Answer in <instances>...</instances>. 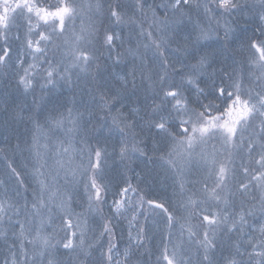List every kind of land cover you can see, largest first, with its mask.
Listing matches in <instances>:
<instances>
[{"label": "snow or ice", "instance_id": "snow-or-ice-1", "mask_svg": "<svg viewBox=\"0 0 264 264\" xmlns=\"http://www.w3.org/2000/svg\"><path fill=\"white\" fill-rule=\"evenodd\" d=\"M145 5L146 0H136L133 15L129 16L120 0L108 4L106 19L109 25L134 24L139 28V35L147 37V43L142 45L144 52L139 51V44L136 50H129L134 57L129 62L118 50L123 45L121 34L111 26H96L93 13L102 15L104 7L98 0H87L86 3L83 0L79 3L77 0H0V68H10L13 64L9 40H22L16 63L22 67L29 56L33 61L18 77V85L25 93L34 91L39 83L37 77L44 81L40 84L41 89L48 91L57 85L74 86V70H78L75 72L77 82L80 73L90 77L89 99L79 102L83 110L73 100L55 103L50 109L41 106L39 110H30L26 117L17 114L18 118L26 119L39 129V117L46 112L44 122L49 126L50 135L45 137L49 143L42 146L34 136L28 148L29 152L34 151L31 175L39 185V192L33 193L32 201L25 198L21 204L7 194L0 198V240L7 243L9 230L12 240L8 245L11 259L5 264H130L132 248L143 247L145 228L140 226L135 236L129 231L130 243L123 252L124 259H117L120 253L115 242V225L110 218L104 217L96 247L85 244L79 214L72 209L71 195L61 192L59 180L61 173L65 184L69 183V175L76 177L77 169L69 167L72 139L88 131L107 133L98 136L95 145L86 146V164L85 149H81L78 167L80 175L87 177L84 189L92 211H102L100 206L109 192V185L104 182V167L110 156L108 140L118 135L119 140L112 151L118 149L122 161L130 160L137 154L147 156L143 139L147 131L153 139L152 150L160 151L162 160L166 159L175 167L170 159L174 153L188 163L198 156L211 180V187L207 179L202 182L199 195L186 189L184 182L180 183L181 194L190 193L182 206L189 210L186 218L189 240L197 245L198 252L202 249L198 264H264V222L257 221L258 228L249 224V218L257 211L264 217V0L253 3L248 0H164L155 7L147 4L151 11L147 29L143 26L144 20H149ZM157 9L162 11L163 19L157 15ZM137 11L144 20L135 18ZM246 14H255L259 20L253 34L247 37L250 71L247 77L235 69L218 71L216 65L225 57L226 42L234 31L229 18ZM86 16L89 26L81 27L80 32L75 33V21H83ZM70 25L74 44L62 50L58 41L67 34ZM12 33L14 36H10ZM64 43L66 46L67 42ZM49 51L53 53L51 57ZM149 52L153 68L151 75L145 77L144 58ZM102 58L111 61V67L107 63L101 67ZM136 59L140 65L135 63ZM175 64L181 67L177 69ZM121 65L120 72L112 70ZM93 66L95 72L90 71ZM145 79L148 84L142 91ZM43 99L41 97V104ZM216 101L224 107L221 109ZM93 116L98 127L90 129L88 125ZM57 130L64 133L68 147L64 146V140L56 137ZM209 146L211 152L206 153ZM48 153L51 156L45 158ZM4 171L17 181L16 196H19V188L24 187L25 181L6 152ZM0 184L6 185V182L0 180ZM125 184L122 188L117 185L116 196L127 197L130 191L137 194L138 212L132 216V221H136L138 215H143L147 221L149 212L161 209L167 216L168 227L173 226L176 217L163 203L145 200L137 187L127 180ZM230 185H235V191ZM254 190L259 193L258 199L253 195ZM237 195L255 202L245 206L242 199L239 211H235ZM125 203L132 205L130 199L114 197L115 215L123 214L121 209ZM145 203L149 208L139 211ZM53 206L60 212L59 225L53 224ZM193 219L198 223H190ZM132 221L130 228L137 227ZM184 227L182 224L181 228ZM49 228L52 232L47 231ZM197 228L202 229V238ZM249 228L253 233L258 231L261 239L247 235L245 230ZM217 230L224 234L236 233L242 241L227 255L221 254L219 259L216 255L219 247ZM57 231L64 233L59 239L53 234ZM105 236L108 237L106 251L101 242ZM93 250L98 253L95 258L92 257ZM61 256L65 258L61 259ZM156 264H192V261L181 246L173 245L169 251L165 244Z\"/></svg>", "mask_w": 264, "mask_h": 264}, {"label": "trees", "instance_id": "trees-1", "mask_svg": "<svg viewBox=\"0 0 264 264\" xmlns=\"http://www.w3.org/2000/svg\"><path fill=\"white\" fill-rule=\"evenodd\" d=\"M43 2V0H42ZM77 2H81V0H77ZM83 2H87V0H83ZM99 3L103 4V14L102 15H96L93 13V20L95 21V24L97 27L107 28L111 26L114 29H117L120 31L121 35L126 37L128 44H126V48L119 50V52L124 56V58L131 62L133 61L134 57L131 56L128 53V49H132L131 45L134 41L136 42V38L134 35L135 33H139V28L136 27L134 24H128V25H109L107 17V10H108V4L114 3L115 0H98ZM120 2L125 5V10L127 11L128 15H133V9L136 4V0H120ZM164 2V0H146L145 5V11L148 14L149 20H144L143 15L139 13L138 11L135 13V18L140 21L144 20L143 26L144 28H148V23L151 19V11L147 9V4H151L154 7L156 5L161 4ZM249 3H253L254 0H248ZM157 15L163 19V13L161 10L157 9ZM251 17V18H250ZM171 18V16H170ZM196 14L193 13V19L195 20ZM246 18L247 22H242L243 19ZM231 26L234 24V37H233V43H229L227 40V50L225 52L226 54L233 55V61L239 62L235 68H238V70H235L237 72L242 73L245 77H247L250 68L247 64V57H248V49H247V37L251 36L253 34L254 29L259 24V20L255 14H246L244 16H235L232 18H229ZM90 21L88 20L87 16L84 18L83 21L80 19H77L75 21V33H79L81 30V27L87 28L89 26ZM238 29V31H237ZM130 33L127 35V33ZM14 33L10 34V36H13ZM153 35H156L155 30L153 29ZM222 35V34H221ZM65 38V39H64ZM246 39V40H243ZM64 39V42L66 41L67 44L65 46V43H60V41ZM68 39V40H67ZM245 41V50L246 54L242 57L241 54L235 51V48H237V40ZM62 45V50H66L67 48H71L74 44V35H73V29L72 26H69V30L67 34L60 38L58 41ZM2 43V41H0ZM9 43L11 44V47H15V43L13 39L11 38L9 40ZM211 43V42H209ZM243 45V44H242ZM215 46L219 47V44H216ZM127 51V52H125ZM144 52V49L142 50ZM128 53V54H127ZM234 53L238 54L236 55L237 58L234 57ZM48 55L51 57L53 53L49 51ZM57 59L60 58V53H56ZM231 61L227 62V65H231ZM107 63L109 66H111V61H105L103 58L101 59V67ZM135 63L137 65H140L139 59L135 60ZM243 65V68L242 65ZM180 65V64H179ZM46 67V65H44ZM123 66L115 67L113 69H117L118 71H121ZM177 69H179L181 66H175ZM217 70L223 68L225 69V62L222 61L221 63H218L216 65ZM230 67V66H229ZM27 68L26 64H24L22 67L20 66L19 69L14 72L13 74H0V145H7L11 144L13 146H16L19 144L21 139V135L23 134L25 136L24 138V153L21 154L23 156L22 161H17L16 159L11 158L10 160L14 161V166L17 168V171L21 173V179L25 181L24 187L19 188V196H16V191L18 189V184L15 179L13 180L14 186L16 187V191L14 194L7 195L10 198L19 200L21 204H23L24 199L26 198L29 202L33 199V193L39 192V185L36 183V181L33 179L31 173L33 169V164L35 163V155L34 151L29 152L28 148L33 142V137L35 136L39 145H44L46 143H49L47 139H45L46 136H49V126L44 122V117L47 115L45 112L39 117V123L40 128L37 129V127L27 121L26 119H20L17 117V114L19 116L26 117L29 114L30 110L36 111L39 110L41 106H44L46 108H51L53 104L58 102H71L73 100L76 101V106L80 107L81 110L83 108L80 105V100H88V91L87 89L90 87L89 80L90 77L86 76L84 73H80L79 80L77 82V76L75 74L76 71L74 70L73 74V81L74 86L69 87L67 85L61 86L57 85L55 89H52L51 91H48V89L42 90L41 87L36 89L35 92L28 95V93H24V96L29 97L27 101H23L19 99L18 102L14 101L15 96L14 94H20V92L13 93V84L18 83V77L19 75H23L21 72H23V69ZM144 68L146 70L147 75H151L152 73V58L151 53H147V55L144 58ZM7 69L9 71V68H3ZM90 71L95 72V66H93ZM232 71V70H231ZM230 71V72H231ZM39 84H43L44 81L42 79H39ZM78 83V84H77ZM37 85V84H36ZM146 88V87H144ZM143 88V89H144ZM142 89V91H143ZM13 96V98H12ZM41 97H43V102L41 104ZM34 101H36V104H34ZM207 103V101H205ZM217 104H220V101H216ZM72 104L69 103V107H71ZM63 110V109H62ZM65 115H67V112L65 111ZM87 120V116L85 117ZM93 126L98 127L96 123V117L93 116L90 124L88 127L91 129ZM94 134H91V131H88L87 134L84 132H81L79 135H76L72 139V144L70 148V158H71V166L73 169H77L78 166L81 164V149H85L83 153L84 157V163H87V151L86 146L87 145H95L96 138L101 135L102 133L106 132H98L93 131ZM92 132V133H93ZM115 136V135H114ZM146 136V137H145ZM56 137L60 140H64L65 147H68L67 138L65 137L64 133H59V130L56 132ZM143 138L145 140L150 139V136L147 133L143 134ZM148 138V139H147ZM211 143H216V146L218 145L216 141H212ZM145 144L147 145L145 151L147 153V149L151 146H153L152 143L148 142ZM116 144H113V142H108V150L110 153V156L107 160L106 166H113L115 169L118 165L121 166L122 170L125 172L124 178H110L106 175L104 171V182L109 185V192L107 195V198L105 202L100 206L102 211L97 213L101 215L103 211H109L111 215H114L116 219L119 221V226L114 228V231L116 233V244H117V250L119 249L120 245H128L129 247V239H127V233L125 230L126 227V221L130 220L132 221V216L137 215L138 209L136 206V201L138 199V196L136 193H132L131 191L128 193L127 197H119L116 196V193L118 192L117 185L122 188L125 187V180L130 182L133 187H137L139 189V194L144 197L145 200H154L157 203H163L166 208H168L169 213H171L174 217H176V220L173 223V226L171 228L168 227L167 224V216L161 209H155L154 212H149L148 214V220L145 221V218L143 215H138L136 221H132V223L136 224L137 227H135V232H137L138 227L143 226L145 228V238H144V245L143 247L136 249L132 248V258L130 261V264H156L157 257L160 255V252L163 250V246L165 244L168 245L169 251H171V248L173 245L181 246L187 257H189L192 261V264H198V261L200 257L202 256V249L198 252V247L195 243L191 242L189 240L188 232H187V222L186 218L188 217L189 210H185V208L182 206L185 200L187 199V195L190 193L181 194L180 190V183L184 182L182 180V176L180 173L185 172L188 170H195V166H192L190 168L187 167L185 169L183 164L186 162L185 159H183L181 156L177 155L176 153L173 154V156L170 158L174 161L175 167L167 163V160H162L161 155L162 153L160 151H155L156 155L153 156H142V160L138 165H134L133 161L136 156H133L130 160H121L118 155V149L116 152H113V146ZM207 149L211 150V147L209 146ZM169 149H165V153L169 151ZM40 151L43 153L44 150L41 147ZM2 152H0L1 154ZM20 153V152H19ZM24 154V155H23ZM148 154V153H147ZM17 155V156H16ZM15 158H19L20 155L16 154ZM26 155V156H25ZM51 156V153H48L45 158H49ZM68 159L67 157L65 158ZM49 164L52 163L51 159L48 160ZM163 163V164H160ZM137 164V163H135ZM159 166V167H157ZM104 167V168H105ZM0 170H4V162H0ZM44 170V169H42ZM182 170V171H181ZM78 171V170H77ZM171 171V175L170 172ZM165 173V174H164ZM87 177L80 175L79 172H77V175L75 178H73L71 175L68 176L69 183L65 184L64 180V174L61 173V177L59 180V186L61 187V192H67L72 197V209H74V213L79 214V220L82 222L84 220L83 213H86L84 210L86 208H89L88 206V200L87 195L85 193L84 184L87 182ZM239 178V177H238ZM207 179L209 187H211V180L207 176H188L187 180H189V184L185 183L186 189H192L193 191L197 192V195H199V189L202 188V182ZM0 180H2V177L0 176ZM230 187L235 191V185H230ZM25 189H27L25 191ZM84 190V192H83ZM253 195L259 198V193L255 190L253 191ZM4 197V196H3ZM2 197V198H3ZM114 197L116 199H124L128 200L130 199L132 201V205L129 206L127 203H125V206L123 209H121L122 215H115L114 214V208H113V199ZM196 198V197H193ZM80 199V204H79ZM243 199V202L245 206H250L251 203H254L255 201H252L248 198H241L239 195H237L234 198L235 202V211H239L241 206V200ZM56 203H59L57 201ZM76 204L79 205L76 207ZM259 205H257V208ZM106 208V209H105ZM149 206L145 203L144 208L140 209L139 211L147 210ZM83 211V212H82ZM11 215V213H9ZM87 214V213H86ZM53 224L59 225L60 220V212L58 209L53 206ZM127 216V217H126ZM259 216V217H258ZM260 218L261 215L259 211L256 212L255 216L252 218H249V224L254 225L256 227L258 223H256L258 220L256 218ZM22 218V217H21ZM106 218V217H105ZM15 219V218H14ZM190 223L196 224L198 221L195 219L191 220ZM185 225V227L182 229L181 225ZM7 225H4V228L7 229ZM250 229V228H249ZM246 229V233H247ZM48 232H52V229H47ZM196 231L201 232L202 238V229L197 228ZM253 233V232H250ZM56 237V239H59L64 235L63 232L57 231L56 233H53ZM253 236L256 240H260L261 238L255 233H253ZM9 240L4 242L3 240H0V263H4L6 260L11 259V252L9 250L8 245L12 243L11 240V231L9 230ZM217 243L219 244V247L217 249L216 255L217 259L220 258L221 254L227 255L230 251L234 250V245L236 243H242V241L239 239L238 235L236 233L232 234H224L220 230H217L216 234ZM107 241L108 237L105 236L103 240L101 241L105 245V251L107 249ZM96 240H91L85 238V244H93L94 248L96 247ZM32 249L29 246V252L31 253ZM63 251V250H61ZM98 255L97 252L94 250L92 251V257L95 258ZM61 259H64L65 257L61 256Z\"/></svg>", "mask_w": 264, "mask_h": 264}, {"label": "bare ground", "instance_id": "bare-ground-1", "mask_svg": "<svg viewBox=\"0 0 264 264\" xmlns=\"http://www.w3.org/2000/svg\"><path fill=\"white\" fill-rule=\"evenodd\" d=\"M251 18V17H250ZM242 22H247V20H246V18H244L243 19V21ZM232 28H233V32L232 33H230V35H229V37H228V41H229V43H233V37H234V32H235V29H234V24L232 25ZM146 29V28H145ZM115 31H117L118 33H120V31L119 30H117V29H115ZM237 31H238V29H237ZM15 34V33H14ZM121 34V33H120ZM128 34H130L129 32L127 33V35ZM222 34V35H221ZM124 34H122L121 36H122V39H123V45L121 46L123 49H125L126 48V50H127V47H126V44H128V42H127V39H126V37H124L123 36ZM132 35H134L135 36V38H136V42L134 41L131 45H129V46H131L132 47V49L131 50H136V48H137V45L139 44L140 45V48H139V51L140 52H143L142 50H143V47H142V45L144 44V43H147V37L145 36V37H141L140 35H139V33H135V34H132ZM14 36V35H13ZM220 36L221 37H223V30H221V32H220ZM21 37H23V31H21ZM13 39V41H14V43H15V47H13L12 46V52H13V64H12V67H10L9 68V71L7 70V69H3V68H0V74H8L9 72H10V74H13L14 72H16L18 69H19V65L16 63V57H17V55L15 54L16 52H17V50H18V48L21 46V44H22V40L21 41H17V40H15L14 38H12ZM65 39V38H64ZM64 39H62L61 41H60V43H63L64 44ZM68 40V39H67ZM243 40H246V39H244L243 38ZM236 43H237V48H235V51L238 53H240L241 54V56L240 57H242L243 55H245L246 54V50H245V41H242L241 42V39L240 40H237L236 41ZM243 44V45H242ZM247 44V43H246ZM121 47L118 49V50H120L121 49ZM175 47H176V45L175 44H173L172 45V48L173 49H175ZM125 52H127V51H125ZM128 53H129V49H128ZM127 53V54H128ZM236 55H238V54H235L234 53V57L235 58H237L236 57ZM222 61H224L225 62V69L227 70V71H231V70H233L234 68H235V66L239 63H237V62H234L233 61V55H230L229 53L228 54H226V56L225 57H223L222 58ZM228 61H231L230 63H231V65H227V62ZM30 63H33V61H32V59H31V57L29 56V57H26V66L28 67V64H30ZM242 65V64H241ZM121 66H123V65H121ZM175 66H181V65H179V64H175ZM111 67V66H110ZM241 68H243V65H242V67ZM236 70H238V68H235ZM113 71H116V72H120V71H118L117 69H112ZM22 74H24L23 72H21ZM144 75H145V77H147L148 75H147V73H146V70H145V68H144ZM81 81L79 80V82L78 83H80ZM77 83V84H78ZM137 83L139 84L140 83V80H139V77H138V80H137ZM147 84H148V80L147 79H145V81H144V83L141 85V90L144 88V87H146L147 86ZM40 87V84L39 83H37V85L35 86V89H34V91H30L29 93H28V95H30L31 93H33V92H35L36 91V89H38ZM17 92H20V94H14V95H16L15 96V98L16 99H14V101H16V102H18L19 101V99H21V100H23V101H27V99L29 98V97H27V96H24L23 94L25 93L24 92V90H23V88L21 87V86H19L18 85V83H15V84H13V93H17ZM19 99H18V98ZM12 98H13V96H12ZM220 107H221V109L224 107V105L223 104H221L220 103ZM93 131H91V134H94V132L92 133ZM59 133H63V132H61V131H59ZM85 134H87V132H84ZM145 133H147V131H145ZM148 134V133H147ZM149 135V134H148ZM99 136H106V134L105 133H102L101 135H99ZM150 136V135H149ZM146 137V136H145ZM24 138H25V136L22 134L21 135V139L22 140H20V142H19V148L17 149L16 148V146H13V145H11V144H7V145H0V149H4V152H2L1 154H0V162H4V160H5V152H6V154H7V157H9L10 158V156H11V158H13V159H16L17 161L19 160V161H22L23 160V156H21V154L22 153H24V151H25V148H24ZM144 139V138H143ZM146 139V138H145ZM144 139V143L146 142V143H148V142H150V143H152L153 144V139H152V137L150 136V139H148V140H145ZM119 140V136L118 135H115V136H113L112 138H110L109 140H108V142H113V144H116L117 143V141ZM141 147H144V145H141ZM146 149V148H145ZM153 149V146H151V147H149L148 149H147V155H148V157L149 156H153V155H156V153H155V151H153L152 150ZM20 152V153H19ZM16 154H19L20 155V157L19 158H15L17 155ZM16 155V156H15ZM24 155V154H23ZM26 156V155H25ZM141 160H142V156H139L138 154L136 155V157L134 158V165H138V163H140L141 162ZM135 163H137V164H135ZM193 163H197V164H195V165H192V166H195V170H190V171H185V172H182V173H180V175L182 176V180H184V182L185 183H187V184H189V180H187V177L188 176H207V174H206V169H204L203 168V166H202V164H200L199 163V159H196ZM160 164H163V163H160ZM71 166V165H70ZM157 167H159V166H157ZM73 168V167H72ZM77 172H79L80 173V170H79V167L77 168ZM104 171H105V173H106V175L109 177V175H110V178H124L125 177V172L122 170V168H121V166L120 165H118L117 166V168L115 169L113 166H107V167H105L104 168ZM170 173V175H171V171L169 172ZM165 174V173H164ZM0 176L2 177V180L3 181H5L6 182V185L5 184H0V198H2L3 196H5V194H7V195H10V194H14L15 193V191H16V187L14 186V183H13V180L12 179H14L13 177H11L10 175H8L4 170H0ZM87 179V178H86ZM189 181V182H188ZM188 187H190V184H189V186ZM189 189V188H188ZM79 204H80V199H79ZM77 206H79V205H77L76 204V207ZM106 209V208H105ZM73 211H75L74 209H73ZM86 213H83V218H84V220L81 222V226H82V229H83V231H84V233H85V238L86 239H91V240H96V238L98 237V235H99V232L100 231H102V227H101V225H102V223L104 222V220L102 219V217H106V218H110L111 219V223L113 224V225H115L116 227H118L119 226V221L120 220H118V219H116L115 218V216L114 215H111V213L109 212V211H103V213L101 214V215H99V214H97V212H94V211H92L90 208H86L85 210H84ZM83 212V211H82ZM127 217V216H126ZM130 220H128V221H126V227H125V230H126V233H127V235L129 234V231L131 230V232H132V234L134 233V234H136L137 232H134L135 231V228H130ZM134 229V230H133Z\"/></svg>", "mask_w": 264, "mask_h": 264}, {"label": "rangeland", "instance_id": "rangeland-1", "mask_svg": "<svg viewBox=\"0 0 264 264\" xmlns=\"http://www.w3.org/2000/svg\"><path fill=\"white\" fill-rule=\"evenodd\" d=\"M15 54L17 55V52H16ZM12 56H13V52H12ZM217 144H218V143H217ZM217 147H219V144L217 145ZM210 152H211V150L206 149V153H210ZM196 159H199V157L196 156L195 159H194L191 163H188V162L186 161V162H184V163L181 164V165L184 166L185 169H187V167L190 168V167H192L191 165H195V164H197V163H193ZM188 171H189V170H188ZM83 192H84V190H83ZM258 217H259V216H258ZM258 217H257L256 219H257L259 222H264V217H260V218H258ZM253 227H254V225H253ZM258 227H259V223H258V225L256 226V228H258ZM133 230H134V229H133ZM250 232H252V229H251V228L247 230V233H246V234H247V235H253V233H250ZM256 234L261 238V236H260V234H259L258 231L256 232ZM132 235L135 236L136 234L133 233ZM126 248H128V246L123 245V244L120 245V247H119V249H118L120 255L116 257L117 259H120V260H121V257H122V255H123V252H124V250H125ZM0 264H4V263H0Z\"/></svg>", "mask_w": 264, "mask_h": 264}]
</instances>
